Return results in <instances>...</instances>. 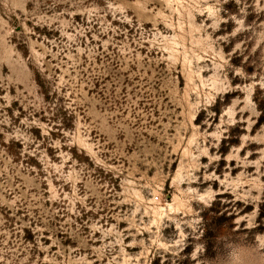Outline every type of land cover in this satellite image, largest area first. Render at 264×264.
<instances>
[{
	"label": "rangeland",
	"instance_id": "374dc122",
	"mask_svg": "<svg viewBox=\"0 0 264 264\" xmlns=\"http://www.w3.org/2000/svg\"><path fill=\"white\" fill-rule=\"evenodd\" d=\"M0 264H264V0H0Z\"/></svg>",
	"mask_w": 264,
	"mask_h": 264
}]
</instances>
